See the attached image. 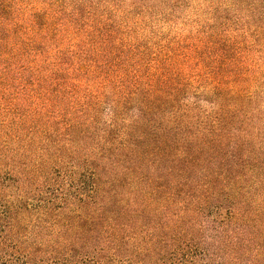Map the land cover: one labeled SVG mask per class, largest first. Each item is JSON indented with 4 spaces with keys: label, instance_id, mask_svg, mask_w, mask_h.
I'll return each mask as SVG.
<instances>
[{
    "label": "trees",
    "instance_id": "1",
    "mask_svg": "<svg viewBox=\"0 0 264 264\" xmlns=\"http://www.w3.org/2000/svg\"><path fill=\"white\" fill-rule=\"evenodd\" d=\"M0 264H264V0H0Z\"/></svg>",
    "mask_w": 264,
    "mask_h": 264
}]
</instances>
